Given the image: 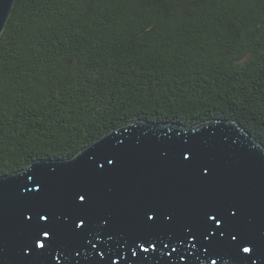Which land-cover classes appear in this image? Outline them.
<instances>
[{
	"label": "trees",
	"instance_id": "1",
	"mask_svg": "<svg viewBox=\"0 0 264 264\" xmlns=\"http://www.w3.org/2000/svg\"><path fill=\"white\" fill-rule=\"evenodd\" d=\"M212 118L264 144V0H16L0 36V175L134 119Z\"/></svg>",
	"mask_w": 264,
	"mask_h": 264
},
{
	"label": "water",
	"instance_id": "2",
	"mask_svg": "<svg viewBox=\"0 0 264 264\" xmlns=\"http://www.w3.org/2000/svg\"><path fill=\"white\" fill-rule=\"evenodd\" d=\"M15 2L0 0V36ZM145 203L166 215L142 217ZM38 224L55 230L36 236L43 248ZM241 233L248 253L234 249ZM0 264H264V144L232 119H134L0 175Z\"/></svg>",
	"mask_w": 264,
	"mask_h": 264
},
{
	"label": "snow or ice",
	"instance_id": "3",
	"mask_svg": "<svg viewBox=\"0 0 264 264\" xmlns=\"http://www.w3.org/2000/svg\"><path fill=\"white\" fill-rule=\"evenodd\" d=\"M188 165L192 166L193 168L196 167L197 161L195 158V154H193V158L190 161H187ZM88 194V193H85ZM79 200H84V195H79V193H77ZM77 207H80V205H77ZM42 212H44L43 210L38 211L36 213L37 216H39L40 220H46L47 216L41 214ZM141 212V216L142 217H147L148 220L152 219V215H156L157 216V221L159 220V218L161 216L166 215V212L163 208V206L158 205V204H154V203H145L142 208L140 209ZM204 215L208 217V220H212L215 219V216H220L222 219H224L225 221V229L228 228L229 223H230V218L228 216H226L224 214V209L222 207L219 206H209L206 211L204 212ZM156 221V222H157ZM205 222L208 223L207 220H205ZM145 223H147V221H145ZM220 221L216 220V224H219ZM77 227H79V225H77ZM48 230H52L55 231L54 229H51L49 227H46L44 224H38L37 226H35L34 228V234H33V240L35 243V247L36 248H43L44 245L42 243L41 240L36 239L37 235H43L44 237H48L49 236V231ZM240 235V239L236 240V243L234 245V249H238L240 252L242 250L243 253H248L250 251L249 247H244L245 244H247V242L249 241V237L244 235V234H239ZM233 239L235 240L236 238L233 237ZM52 240H49V245H51ZM243 259V257H242Z\"/></svg>",
	"mask_w": 264,
	"mask_h": 264
}]
</instances>
